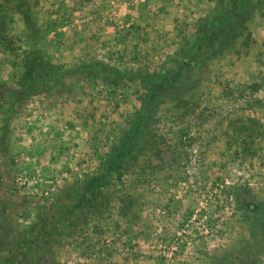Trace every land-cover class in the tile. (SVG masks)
I'll return each instance as SVG.
<instances>
[{"label":"rangeland","instance_id":"obj_1","mask_svg":"<svg viewBox=\"0 0 264 264\" xmlns=\"http://www.w3.org/2000/svg\"><path fill=\"white\" fill-rule=\"evenodd\" d=\"M216 2L0 0V264H264L235 189L264 200V0L246 4L249 34L161 94L101 206L64 212L145 91L137 74L69 71L171 67Z\"/></svg>","mask_w":264,"mask_h":264},{"label":"trees","instance_id":"obj_2","mask_svg":"<svg viewBox=\"0 0 264 264\" xmlns=\"http://www.w3.org/2000/svg\"><path fill=\"white\" fill-rule=\"evenodd\" d=\"M224 0H218L216 8L211 14L201 18L198 31L194 38L187 42L186 48L183 49V58L175 59L171 67L163 66L162 69H149L140 67L135 70L131 68L120 69L113 65L99 63L98 65H78L71 69L73 72L79 69H88L94 73L102 70L112 71L116 76L127 75L129 78L138 75L141 84L144 85L145 91L140 95L141 105L136 112L130 117V124L127 129H123L118 142L113 144L105 161V169L100 174L95 173L84 179L81 190L77 192V199L73 207L65 209V213L72 212L77 208H84L88 211L95 210L104 202V193L102 187L106 182V176L111 174L120 177L124 172L128 161L133 159V149L135 145H140L146 127L154 115L156 105L158 104L161 94L180 79L183 74V68H189L192 61H196L201 53L214 54L229 46L240 34L247 30L246 12L249 0H231L232 4H226ZM244 6V7H243ZM220 7V8H218ZM0 18V23H1ZM250 32L247 30V34ZM62 72V71H61ZM59 74V71L39 73L36 81L45 80L47 75L53 77ZM27 86L28 84H24ZM33 86V83L32 85ZM148 122V123H147ZM239 203L244 210L245 217L257 221V225H264V200L257 199L253 191L249 188L235 187ZM246 192L247 194H244ZM58 201L51 204L50 214L55 217ZM240 259V255H236Z\"/></svg>","mask_w":264,"mask_h":264}]
</instances>
